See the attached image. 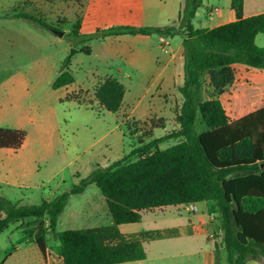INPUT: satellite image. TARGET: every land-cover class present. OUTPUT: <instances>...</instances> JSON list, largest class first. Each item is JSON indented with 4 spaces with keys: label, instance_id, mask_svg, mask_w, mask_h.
I'll return each mask as SVG.
<instances>
[{
    "label": "trees",
    "instance_id": "16d2710c",
    "mask_svg": "<svg viewBox=\"0 0 264 264\" xmlns=\"http://www.w3.org/2000/svg\"><path fill=\"white\" fill-rule=\"evenodd\" d=\"M203 0H185L175 24L167 27L120 26L97 31L102 36L159 35L184 36V85L179 92L182 105L175 121L179 128L131 152L108 168H97L73 185L70 191L39 205L20 206L0 193V233L21 219L49 216L50 228L61 244L64 264H123L144 260L139 241L128 240L119 230L122 224L139 223L148 209L215 201L219 210L222 244L228 264L264 262V107L230 122L218 99L205 100L202 76L207 74L217 93H222L236 78L235 64L264 69V46L256 37L264 35V13L243 18V0H232L237 19L214 28L196 29L193 19ZM17 17L45 26L31 15ZM72 35H80L79 22ZM75 82L61 72L52 84L54 90ZM125 86L108 78L95 87L94 96L109 112L120 110ZM81 103V101L68 96ZM201 115L208 127L197 134L195 123ZM24 130L0 128V148H21ZM181 139L161 150L168 139ZM131 157L135 161L126 163ZM95 184L102 192L114 225L57 232L59 216L72 195L83 193ZM43 232L39 246L45 255Z\"/></svg>",
    "mask_w": 264,
    "mask_h": 264
},
{
    "label": "rangeland",
    "instance_id": "374dc122",
    "mask_svg": "<svg viewBox=\"0 0 264 264\" xmlns=\"http://www.w3.org/2000/svg\"><path fill=\"white\" fill-rule=\"evenodd\" d=\"M28 1L33 3L7 0L4 7H16V12L13 10L4 15L26 13L40 19L45 26L20 20L19 17L7 23L0 21V84L7 81L0 88V103H5L7 112L11 110L10 107H19L25 111L29 120L21 130L27 133L26 148L50 152V159L41 161L40 166L44 168L48 163L49 166L54 167V172L42 171L33 179L14 176L6 178L4 169L8 154L5 149L0 148V180L5 181L4 184H0V189L3 187L4 191L0 190V193L4 198L20 206L39 205L41 202L40 200H33L32 204H28L26 200L20 202L18 198L20 192L26 191L20 190L19 185H41L76 157L78 158L73 160L74 162L64 172L68 183H72L69 174L75 168L79 170L81 178H86L91 173L90 168L85 167V164L97 151H106L111 145L114 151L120 153L123 149L127 153L139 142H144V138L149 137L154 129L156 136L172 131L173 120L175 121V118L171 120L154 116L150 120L152 127L140 129L143 130V134L136 140L126 125L121 126L122 115L102 109L95 101V87L108 79V73L112 74L117 68H124V65L121 56L106 47L99 37L101 33L95 35L94 32L93 37L87 40H79L72 35L74 26L82 16L80 5L83 4V0H81L82 4L80 0H54L46 3L45 7H41L35 2L36 0ZM205 3L210 6L215 5L213 0H205ZM223 4L222 2L221 5ZM176 9L166 8L167 17L159 22L160 25L164 27L173 25L175 18H170L168 13ZM219 9L221 14L230 10V8ZM221 14L218 13L216 16ZM196 26L199 24L196 23ZM56 32L63 35L60 36ZM260 40H262L261 44ZM257 43L259 47L264 46L263 34H260ZM60 71L70 73L75 83L67 89L54 90L52 84L60 75ZM235 71L234 83L226 87L220 95L209 84L208 75L202 76L204 99H218L231 119L260 108L264 98L263 69L236 64ZM128 80L121 81L125 85ZM132 80L133 91L129 98L132 96L135 103L139 102L138 114L146 115L149 104L153 102L156 108L162 104L164 111L176 113L179 108L178 101L172 96L160 97L158 87L152 85L154 78L134 75ZM178 80L183 81L182 71H179ZM95 81H98V84L93 87ZM66 94H73L72 96L78 98L81 103L66 100L68 96ZM2 118L5 119V116ZM132 124L136 131L139 130L141 124ZM6 125L7 122L0 119V127ZM164 125H166L165 129L162 128ZM207 130L208 127L198 114L195 123L196 133L201 134ZM180 141L181 139L170 140L169 143L160 144V148L166 149ZM66 154H69L68 159L63 157ZM135 159L136 157H131L126 163ZM7 182L13 185L8 186ZM95 192L99 194L98 196H103L100 189L93 185L83 197L73 199L68 210L76 214L69 219L66 216L57 228V232L106 226V214L110 222L113 221L107 206L103 208L99 203L90 204L94 200L97 201L98 196ZM4 217V212L0 210V219ZM51 243L60 246V241L56 237H53ZM168 261L175 264L193 262L188 258H173Z\"/></svg>",
    "mask_w": 264,
    "mask_h": 264
},
{
    "label": "crops",
    "instance_id": "0c3cea01",
    "mask_svg": "<svg viewBox=\"0 0 264 264\" xmlns=\"http://www.w3.org/2000/svg\"><path fill=\"white\" fill-rule=\"evenodd\" d=\"M6 1L7 0H0V21L5 23L11 21V19L18 18L16 16L18 13H13L11 16L4 15L13 10L16 12V7H4L6 6ZM53 1L54 0H36L35 2L41 7H45L46 3ZM184 1L185 0H83V4L81 1L82 5H80L82 16L78 20L79 33L84 36L91 35L98 30L103 31L117 26L164 27L160 25L161 23L159 22L167 17L166 8H177L168 13L170 18H175L173 22L176 23L184 5ZM25 2L30 4L33 3L28 0H20V3ZM213 2L215 5L210 6L203 0L202 6L197 10L196 16L193 19V24L196 29L214 28L237 19L236 13L232 8V0H213ZM222 2L224 3L223 6L221 5ZM219 8H230V10L229 12L221 14ZM218 13L221 15L216 16ZM262 13H264V0H243V18ZM19 19L22 20L21 18ZM196 23H198L199 26H196ZM99 37L102 38L104 44L110 51L112 50L121 56L125 68L119 67L114 73H108L107 77L117 79L123 85L124 83L122 81L129 79L124 85L126 92L122 106L120 110L115 113L122 115L121 126L126 125L133 134V137L137 140V138L143 134V130L140 129L143 127H152L150 120H152L154 116L171 120L174 119L179 114L183 102L179 90L184 85V36L178 35L175 37L163 38L156 34L151 36L138 34L105 37L100 34ZM259 37L260 35L256 37V44H258V46H260L259 43H257ZM261 42L262 40H260V44ZM235 66L236 64L233 66L234 69ZM179 71H182V82L178 80ZM134 75L151 76L154 78L152 85L154 84V86L158 87L161 94L160 97L172 96L178 101L179 108L176 113L172 114L169 113V111H164V106L162 104L156 108V104L153 102L149 104L148 113L146 115L142 116L144 113L138 114L139 102L135 103L132 96L129 98L133 91L132 76ZM6 82L7 81H4L0 84V88L4 86ZM97 84L98 81H95L93 87ZM70 85L60 89H67ZM217 94L220 95L221 93ZM66 95L70 96L69 94ZM68 96L66 100H73L68 99ZM95 101L99 103L96 98ZM261 104V107L256 110L264 107V98ZM165 105H168V103H165ZM101 108L104 109L102 106ZM5 109H7L5 103H0V119L7 122L6 127L0 128L21 130L27 125L29 117L23 109L19 107H10L11 110H8V112L5 111ZM3 116H5V119L2 118ZM243 116L235 119L228 118L230 122H233ZM132 123L141 124L138 127L139 130L136 131ZM162 128L165 129L166 125ZM178 128V124L173 120V130L166 134L156 136L154 129L149 137L144 138V142H139L138 145L133 146L127 153L123 149L118 153L114 151L113 146L109 145L106 151L99 150L93 154L85 164V167L90 168V173L97 168H108L113 163L129 156L133 150L147 145L155 139L162 138ZM174 139L175 138L168 139L162 143H169L170 140ZM27 141L26 139L21 148L17 150L1 148L5 149L8 154V160L5 161L4 169L6 178L14 176L15 178L33 179L37 178L42 171H47L49 173L54 172V167L51 165L49 166L47 162L44 168L40 166L41 161L45 162L50 159L51 153L43 150L27 149ZM175 143L178 144L179 142ZM63 157L68 159L69 154L63 155ZM76 158L73 160L75 161ZM73 160L53 173L47 181L41 185H19L18 188L20 190L24 189L26 191L20 192L18 197L20 202H24L23 200L29 202L28 204H32L31 202H33V200H40L41 203L44 201L50 202L58 195L70 191L73 185H76L80 180L84 179L80 177L79 170L75 168L71 170L69 174V178H72V183H68L69 181L64 172L66 168L74 162ZM260 168L262 170L264 164H261ZM4 183L5 181L0 180V184ZM6 184L8 186L13 185L10 182ZM93 185L95 184L90 185L83 193L72 195L69 198L63 213L59 216L56 230L63 223L66 216H68L69 219L76 214L68 210L73 199H76V197H83ZM2 188L3 187L0 189L1 192L3 191ZM95 195L98 196L99 194L95 192ZM98 203L103 208L107 206L104 196H98L97 201L94 200L90 204L96 205ZM191 206L195 207V211H190ZM105 219L107 220L106 226L114 225V220L110 222L107 214ZM40 229H42L43 232L45 255L42 253L39 246ZM119 230L128 240L139 241L146 253V258L144 260L126 262L123 264H175L168 261L173 258H188L191 261L193 260V262L189 261L188 263L180 264H227V253L222 244L219 210L215 201H203L199 203L148 209L142 212L141 222L122 224L119 226ZM53 237L48 215L41 218L29 217L10 224L8 228L0 233V264H64L61 244L59 247H57L55 243L52 245L51 242ZM246 264H264V262L262 259H259L250 260Z\"/></svg>",
    "mask_w": 264,
    "mask_h": 264
},
{
    "label": "built area",
    "instance_id": "2783aa9c",
    "mask_svg": "<svg viewBox=\"0 0 264 264\" xmlns=\"http://www.w3.org/2000/svg\"><path fill=\"white\" fill-rule=\"evenodd\" d=\"M190 211H195V207L191 206Z\"/></svg>",
    "mask_w": 264,
    "mask_h": 264
},
{
    "label": "water",
    "instance_id": "95a60500",
    "mask_svg": "<svg viewBox=\"0 0 264 264\" xmlns=\"http://www.w3.org/2000/svg\"><path fill=\"white\" fill-rule=\"evenodd\" d=\"M57 34H60V36H62L63 34L62 33H58V32H56ZM72 53H74V51L72 52Z\"/></svg>",
    "mask_w": 264,
    "mask_h": 264
}]
</instances>
